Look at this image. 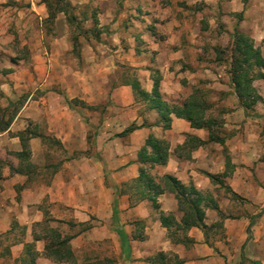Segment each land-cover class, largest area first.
<instances>
[{
    "label": "crops",
    "instance_id": "1",
    "mask_svg": "<svg viewBox=\"0 0 264 264\" xmlns=\"http://www.w3.org/2000/svg\"><path fill=\"white\" fill-rule=\"evenodd\" d=\"M45 1L0 0V111L22 93L29 95L0 131V264H21L29 246L34 264H66L53 252L65 239L76 264H157L150 260L160 253L179 264H240L242 254L245 264H264L262 212L250 222L243 215L223 220L226 241H240L236 253L230 252L224 242L213 244L211 237L206 242L199 228L162 225L161 213L173 215L174 223L182 218L173 193L160 194L156 208L148 199L137 200L131 185L141 167L138 152L154 137L168 145V157L149 174L156 183L172 176L203 194L206 226L216 221L212 202L224 214L229 203L236 205L208 177L225 172L223 147L208 142L207 130L174 114L164 129L148 101L134 95V80L151 93L159 79L160 96L170 106L181 105L197 88L206 93L209 115L217 109L226 132L231 168L224 186L264 206V135L257 131L258 122L264 124L263 108L254 107L255 118L239 105L228 56L217 63L221 42L211 35L209 21L211 15L226 17L222 35L249 34L264 56V34L253 18L248 22L261 6L264 13V0L247 5L243 0H68L87 31L80 58L71 55L64 12L50 22V34L45 30ZM14 45L26 55L13 54ZM4 68L11 72L3 74ZM6 77L10 82L3 81ZM259 82L264 96L263 82L254 86ZM132 125L136 128L123 135ZM24 131L27 161L17 156ZM246 243L256 251L249 253Z\"/></svg>",
    "mask_w": 264,
    "mask_h": 264
},
{
    "label": "trees",
    "instance_id": "2",
    "mask_svg": "<svg viewBox=\"0 0 264 264\" xmlns=\"http://www.w3.org/2000/svg\"><path fill=\"white\" fill-rule=\"evenodd\" d=\"M48 9L47 22H52L55 15L60 12H64L67 22L70 26H74L75 29H80L76 18L70 13V2L68 0H47L45 1ZM85 34V33H84ZM75 44L76 39L72 40ZM217 52V49H216ZM229 58V81L233 90L234 96L237 98L239 105L244 111H253L257 104H261L263 108L264 118V96L258 93V90L254 86L255 81H262L264 84V56L259 48L254 46L253 40L245 33L234 31L232 34L231 48L228 49ZM219 61L221 59H218ZM11 69H4L3 74H8ZM134 95L139 97L143 101H148L150 109H154L159 117L160 122L164 129L170 127L171 118L170 115L174 114L176 117L186 120L190 123V126L194 129H205L208 131V142L218 143L225 149V137L222 132V121L216 116L209 115V111L212 107L211 103L206 99V93L197 88L193 90L192 94L183 101L179 106H170L164 102L159 93V79L154 80L151 93H147L141 89L137 81H133L131 84ZM208 95V93H207ZM11 106V103L9 104ZM8 108V107H7ZM0 111V131L6 130L11 124L13 117L17 112V108L11 111L6 117L8 109ZM135 126H130L122 134H126L134 130ZM262 134L264 135V124L262 127ZM22 151L17 153L19 159L27 161L29 159V149L27 147V140L29 139V133L24 131L19 134ZM168 157V145L161 140L154 137H149L144 146L138 152V161L141 164L139 168L138 178L133 180L131 185L134 187V195L137 200L148 199L157 208V197L168 191L173 193L178 210L182 213L180 223H174L173 215H165L161 213L160 220L164 227L170 230L171 226H175L176 229L188 230L191 228L201 229L205 236L206 242L209 239V232L214 229L223 228V220L227 218L212 202L211 209L217 212L220 221L213 223L210 227L204 224L206 198L201 194L192 184L185 186L176 178L165 175L158 179L156 183L155 178L149 174V168L154 165H165ZM149 165V167H147ZM231 163L228 155H225V172L222 175H209L208 177L214 184L223 185V178L229 174ZM225 191L230 194L234 199H241L240 196L233 193L229 187H224ZM252 222L248 227V233ZM173 234V233H172ZM170 237L172 238L171 232ZM174 242L175 239H172ZM67 240H63L59 243L61 246L59 249H55V257L65 262L66 264H76L72 254L66 248ZM26 257L22 259L21 264H34L36 254L31 251V246L26 249ZM49 254V253H48ZM166 260V261H165ZM151 262L157 264H179L177 259H167L163 253L158 254ZM108 264L111 261H107ZM246 258L242 254L240 264H245ZM101 264V263H97ZM106 264V263H104ZM249 264H260L258 262L249 261Z\"/></svg>",
    "mask_w": 264,
    "mask_h": 264
},
{
    "label": "rangeland",
    "instance_id": "3",
    "mask_svg": "<svg viewBox=\"0 0 264 264\" xmlns=\"http://www.w3.org/2000/svg\"><path fill=\"white\" fill-rule=\"evenodd\" d=\"M243 2H244L245 5H247V4H249L250 1L249 0H243ZM261 2H262V0H261ZM76 10H77L76 4H75V6H73V4L70 3V8H69L70 13L72 15H74V13H75ZM252 18H253V20H252ZM222 20L223 21H225V20L226 21H229V19H227L226 17H222L221 15H211V17L209 18V21L211 22V24L213 25V27L215 29L214 30L215 32L213 31L211 33V35L217 34L219 43L221 42V45H219V44L216 45V49H217V52H216V60H217V63L218 64H224L226 62V57L228 56V49H229L230 39H232V34L222 35L223 32H224L223 31L224 30V24H223ZM251 20H252L251 23H255V25L256 24L258 25V27H257L258 32L261 35L264 34V13L262 12V6H261V10L260 11H256L255 10V12L252 15V17H249L248 18V22H250ZM78 25L80 26V29H75L74 26H71L70 27L71 28L70 29V40L72 42L71 55L73 57H79L80 58V54H81V50H82L80 42L83 39L86 38L85 36L87 34V31L86 30H83V26L81 25V22H78ZM44 27H45V30L49 34L52 32V30L50 28V22H47V24H45ZM250 27L251 26H248V30L251 31L252 29ZM247 35L249 36V34H247ZM74 39H76L75 44L72 41ZM261 45L264 46V39L262 40ZM11 52H13V54H15V55H24V54L26 55L25 50H21L20 48L16 47L15 45H14V48L11 50ZM218 59H221V60L219 61ZM6 65H9V64H6ZM221 66L224 67V65H221ZM4 69H7V68H4ZM3 81L4 82H10L7 77ZM0 82H2V80H0ZM262 88L263 87L261 86V84L259 82L257 84L256 89L260 90ZM209 97L211 98L210 95H209ZM28 98H29V95H28L27 92L22 93L20 95V97H18L19 100L15 104H11V106L8 107L9 108V111L6 113L5 116L7 117L11 113V111H13L16 108H19L20 107V104H21V106H23L24 105V102H26V100ZM216 110L217 109L213 110L212 114L215 115L217 118L221 119V121H222L221 114L217 113ZM249 113H252L254 115V117L256 118V112H255V110L249 111ZM257 125H258L257 131L259 130L261 132L262 131V126H263L262 125V122L261 123L258 122ZM222 132H223V135H226V132H224L223 129H222ZM223 152H224V155H227V151L226 152L223 151ZM215 185H219V184H215ZM224 187L225 186L223 184L220 187V189L224 191V194L230 200H234L236 202V205L235 204H231V203L228 204V207L225 209L226 210V214H224L222 212L226 217L228 216V217H230V219H233V218H236V217H239V216L243 215V216H245V218H248L249 219V222H250V220L253 219V217L256 216L259 212H262L261 213V216L264 215V206L263 207L254 206V205H252L251 202H249L248 200H244V198H242V197H241V199H234V198H232L230 196V194H228L225 191V188ZM261 187L264 188L263 185H261ZM215 213H216V221L215 222H218V221H220V219H219L216 211H215ZM259 217L255 218V221ZM261 231L262 232L260 233V236H263L262 235L263 234V228H262ZM246 235H247V233H246ZM209 237H211L213 244L214 243H218V242H224V244L229 247L230 252L235 251V253H236V250L235 249H236V247L238 245H240V241H238V240H231L229 242L226 241V236L224 234L223 228H221V229L218 228V229L212 230V233L209 234ZM252 238L253 237L251 236V239ZM261 239H262V237H261ZM245 248L249 251V253H252V252L254 253V251H256V246L253 245L252 243L251 244L250 243L249 244L246 243ZM262 251L264 252V250H262Z\"/></svg>",
    "mask_w": 264,
    "mask_h": 264
}]
</instances>
